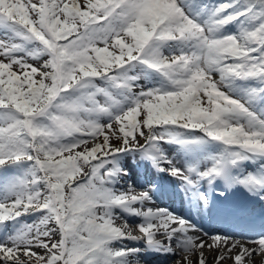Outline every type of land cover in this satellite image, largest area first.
<instances>
[{
	"label": "snow or ice",
	"instance_id": "snow-or-ice-1",
	"mask_svg": "<svg viewBox=\"0 0 264 264\" xmlns=\"http://www.w3.org/2000/svg\"><path fill=\"white\" fill-rule=\"evenodd\" d=\"M129 155L197 211L264 203V0H0V264H264L121 187Z\"/></svg>",
	"mask_w": 264,
	"mask_h": 264
},
{
	"label": "bare ground",
	"instance_id": "bare-ground-1",
	"mask_svg": "<svg viewBox=\"0 0 264 264\" xmlns=\"http://www.w3.org/2000/svg\"><path fill=\"white\" fill-rule=\"evenodd\" d=\"M125 180L121 183V185H120L121 187L126 188L128 186L129 183L126 182ZM146 207H152V203L146 204ZM127 219L129 220V222H136V223L138 222V221H136V218H133V217H127ZM120 222H122V221H118V223H120ZM206 255H207V258H208V264H213V255L214 254L211 253V252H207ZM139 258H143V256L140 254L138 259ZM192 258L195 260V257H192ZM153 259H155V258H153ZM153 259H151V260H153ZM261 259H264V257L258 256V257L255 258V260L258 261V262ZM161 260H164V259H161ZM158 264H173V259H172V257H169L168 260L166 259L163 262H158ZM224 264H232V262L230 260H227V261H224Z\"/></svg>",
	"mask_w": 264,
	"mask_h": 264
},
{
	"label": "rangeland",
	"instance_id": "rangeland-1",
	"mask_svg": "<svg viewBox=\"0 0 264 264\" xmlns=\"http://www.w3.org/2000/svg\"><path fill=\"white\" fill-rule=\"evenodd\" d=\"M25 219H26L28 222H32V220L35 219V217H25Z\"/></svg>",
	"mask_w": 264,
	"mask_h": 264
}]
</instances>
